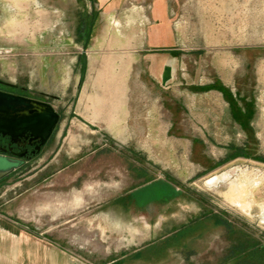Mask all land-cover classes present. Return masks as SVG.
<instances>
[{"label":"rangeland","instance_id":"1","mask_svg":"<svg viewBox=\"0 0 264 264\" xmlns=\"http://www.w3.org/2000/svg\"><path fill=\"white\" fill-rule=\"evenodd\" d=\"M25 6L10 19L0 3V78L18 85L1 88L42 97L61 115V66L33 69L42 51L27 50L44 42L43 54L61 60V19L27 18ZM164 6L181 54L173 91L188 105L184 140L118 146L79 129L67 140L71 125L61 131L60 119L43 148L0 179V235L48 242L61 264H234L238 250L241 264H264V0ZM30 78L53 82L54 95L25 89ZM241 178L259 182L247 209L232 193Z\"/></svg>","mask_w":264,"mask_h":264},{"label":"crops","instance_id":"2","mask_svg":"<svg viewBox=\"0 0 264 264\" xmlns=\"http://www.w3.org/2000/svg\"><path fill=\"white\" fill-rule=\"evenodd\" d=\"M153 1L148 8L135 0H0L10 19L23 17L21 4L27 18L61 19V60L43 54L44 42L27 50L42 51L33 69L61 66V131L71 125L67 140L78 129L118 146L144 145L149 138L162 147L184 140L180 120L188 105L173 91L181 54L164 0ZM8 82L17 85L12 74ZM51 83L30 78L23 87L50 96ZM187 87L193 90V82ZM45 243L22 230L0 235V264H61V250Z\"/></svg>","mask_w":264,"mask_h":264},{"label":"water","instance_id":"3","mask_svg":"<svg viewBox=\"0 0 264 264\" xmlns=\"http://www.w3.org/2000/svg\"><path fill=\"white\" fill-rule=\"evenodd\" d=\"M60 121V114L48 102L0 90V134L14 139L31 131L45 142ZM25 161L0 153V178L10 174Z\"/></svg>","mask_w":264,"mask_h":264},{"label":"flooded vegetation","instance_id":"4","mask_svg":"<svg viewBox=\"0 0 264 264\" xmlns=\"http://www.w3.org/2000/svg\"><path fill=\"white\" fill-rule=\"evenodd\" d=\"M8 85H12V84H10L8 81L0 78V90L1 91L12 93L11 91H9L7 89L1 88V86H8ZM13 94H15V93H13ZM21 96H25L28 98H32V99H36V100H40V101L50 103V101H47L42 97H36V96L25 95V94L21 95ZM60 119H61V117H60ZM59 122H58V124H59ZM54 130H53V132H54ZM53 132H52V134H53ZM52 134L50 135V137L45 142H43V139L41 136H37V135L33 134V132H31V131H26L23 135H20L16 139H14L10 135H4L1 133L0 134V153L5 154V155H9V156H13V157H17V158H21L26 162V161H28L29 158H31L33 156L32 155L33 153H37L38 151H40L43 148V146L51 138ZM2 178H0V179H2ZM256 252H257L256 250H251V251H249L248 254L250 256L251 255L253 256L256 254ZM240 254H241V251L238 250V254H237L238 257H236L235 261L233 262L234 264H241L242 258L240 256ZM251 262H248L247 264H252Z\"/></svg>","mask_w":264,"mask_h":264},{"label":"bare ground","instance_id":"5","mask_svg":"<svg viewBox=\"0 0 264 264\" xmlns=\"http://www.w3.org/2000/svg\"><path fill=\"white\" fill-rule=\"evenodd\" d=\"M223 176L227 177V173L223 175H216L212 178L211 181H221ZM243 177V176H242ZM259 182H256L254 184L250 183L247 178H241L239 181L238 186H232V193L234 196L237 197L238 204L245 209L248 207H251L252 199L251 194H253V188L258 184ZM235 200V199H234ZM249 210V209H248Z\"/></svg>","mask_w":264,"mask_h":264}]
</instances>
